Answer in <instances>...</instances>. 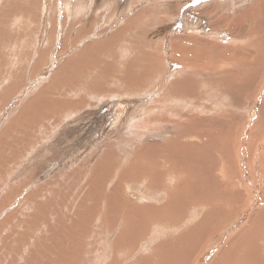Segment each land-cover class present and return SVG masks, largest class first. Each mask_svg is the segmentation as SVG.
<instances>
[{"label":"rangeland","instance_id":"374dc122","mask_svg":"<svg viewBox=\"0 0 264 264\" xmlns=\"http://www.w3.org/2000/svg\"><path fill=\"white\" fill-rule=\"evenodd\" d=\"M229 2L236 4L0 0V228L18 215L13 228H24V247L18 250L29 264H80L106 242L109 264L119 258L116 264H227L243 242L248 263L264 264L254 255L260 244L251 237L264 229V164L255 156L256 138L264 133V36L253 43L246 34L264 32V16L257 22L242 17L254 5L251 0H241L238 11ZM187 19L198 29L185 33ZM192 34L208 42L194 46L186 39ZM178 46L186 49L184 57L174 53ZM235 56L246 66L199 69ZM71 115V121L64 119ZM195 131L207 133L205 140L194 144L200 139ZM191 142L199 147L197 157ZM154 144L160 147L155 153ZM102 146L103 155L95 151L93 158L92 151ZM139 152L150 153L145 158L150 165L123 168L133 157L140 160ZM192 152L200 183L178 174L189 168ZM145 187L161 196L146 199ZM201 200L204 205H198ZM125 223L132 228L130 240L119 234ZM184 224L191 232H183L182 243L166 256L163 228ZM7 234L0 236V246H7ZM121 245L131 252L120 253Z\"/></svg>","mask_w":264,"mask_h":264},{"label":"bare ground","instance_id":"6f19581e","mask_svg":"<svg viewBox=\"0 0 264 264\" xmlns=\"http://www.w3.org/2000/svg\"><path fill=\"white\" fill-rule=\"evenodd\" d=\"M236 1V4L235 3H228V5H229V8L230 9H232V8H234L235 7V10L236 11H238V10H240V7H242V5H243V2H241V0H235ZM249 0H247V2H248ZM250 4L251 3H253L254 5L250 8V9H248V10H246V12L244 13V12H242V13H244V15L242 16V17H244V18H250V19H252L253 21H255V22H257L258 21V16H264V0H251V2H249ZM238 4H240L241 6H239V8H237L238 7ZM225 5V4H224ZM237 8V9H236ZM235 13H241V12H235ZM146 15V14H145ZM182 19V18H181ZM260 19L261 20H264V17H260ZM134 20V19H133ZM162 20V19H161ZM164 21H163V24H165L166 23V19L164 18L163 19ZM166 20V21H165ZM186 20V19H185ZM184 21V20H183ZM187 21H188V25H184V32L185 33H192V31L194 30V28L197 26V22L195 23V22H193V21H190V20H188L187 19ZM162 22V21H161ZM241 24H244V22L242 21L241 22ZM259 24V23H258ZM194 25H196V26H194ZM180 26V25H179ZM24 28V27H23ZM197 28V27H196ZM18 29V28H17ZM198 29V28H197ZM260 29H263L264 30V25L262 24L261 25V27H260ZM56 30V29H55ZM190 31V32H189ZM196 31V30H195ZM255 30L254 29H252L251 31L250 30H248L247 32H246V34L248 35V40L250 39L251 41H253V43H257L258 41H257V39L256 38H259V36L258 35H261V36H264V32H261V33H259V30L257 31L258 32V34H253V32H254ZM262 31V30H261ZM8 34V33H7ZM3 36V35H2ZM201 36H203V35H201V34H198V35H194V34H192L191 36H187V38L186 39H188V40H190V41H192L193 42V45L194 46H197V45H204L206 42H208V41H206V42H202L201 40H207V39H203V38H205L204 36L203 37H201ZM6 37V36H5ZM4 37V38H5ZM3 38V37H2ZM9 38V37H8ZM7 38V39H8ZM255 39V40H253V39ZM6 39V40H7ZM213 39V38H212ZM211 39V40H212ZM215 39V38H214ZM260 40H261V38H259ZM263 39V38H262ZM257 41V42H256ZM249 46V45H248ZM246 47V46H245ZM193 48L194 47H192V46H190V47H188L187 48V50H189L190 51V53H192V50H193ZM237 48L238 47H236L235 49H234V51H233V54H235L236 52L238 53V51H237ZM123 49V48H122ZM174 53H176L177 55L178 54H180V55H178V57H184V55H185V52H186V49L184 48V47H182V46H178V47H174ZM248 49V48H247ZM20 50V49H19ZM243 51V50H242ZM21 52V51H20ZM225 52V51H224ZM229 52V51H228ZM109 53V52H108ZM119 53V52H118ZM248 53V52H247ZM258 54V53H257ZM250 55V54H249ZM254 56V55H253ZM252 56V57H253ZM1 57V56H0ZM246 57H248V56H246ZM119 58V57H118ZM234 58H236V59H234L232 62H227V61H224L223 63H222V65H219V66H214V67H210V65H199V69H201L202 71H209V70H213V69H215V70H218V71H223V70H225V71H227L228 69H230V68H232V67H234V66H246V63H245V59L243 58V57H241V58H238V56H235ZM250 59V58H249ZM254 59H256L255 57H254ZM251 60V59H250ZM249 61V60H248ZM111 62H113V61H111ZM114 63V62H113ZM4 64H6V63H4ZM255 64V63H254ZM74 66V65H73ZM182 68H184L183 66H181ZM73 68H75V67H73ZM251 68V67H250ZM137 77V75L135 76V78ZM119 86V85H118ZM113 89H116V88H114L113 87ZM118 92H120V91H118ZM117 92V93H118ZM111 94L112 95H114V93L113 92H111ZM124 95H126V94H124ZM128 95V94H127ZM129 96V95H128ZM134 97H136V96H134ZM133 97V98H134ZM132 98V101L133 102H137L138 100H136V99H133ZM124 100V99H123ZM77 102V101H76ZM168 102H166V104H167ZM163 104V103H162ZM157 106V104H156V102H154V105H153V108L154 107H156ZM123 111H121L120 112V114L119 115H121V113H122ZM68 113V111H66L65 112V114L64 115H66ZM45 115V114H44ZM61 115H63V112L61 111ZM50 116V115H49ZM49 116H47L46 115V119H47V117H49ZM74 116V115H73ZM72 115L71 116H69V117H67V118H65L64 117V119H67V121H68V119H70L71 117H73ZM29 117V116H28ZM31 118V117H30ZM32 118H33V116H32ZM35 118V117H34ZM130 118V117H129ZM128 118V120H127V122H129V123H132V121H131V118L129 119ZM27 119V118H26ZM42 118H40V120H41ZM48 120V119H47ZM38 121L39 120H37V124H39L38 123ZM44 121V120H43ZM62 121L64 122V120L62 119ZM61 121V122H62ZM70 121H71V119H70ZM69 121V122H70ZM34 122V121H33ZM40 123H41V121H39ZM46 122V121H45ZM30 123H31V121H30ZM36 123V122H35ZM44 123V122H43ZM42 123V124H43ZM42 126V125H41ZM132 127H133V125H131ZM145 126H147V125H145ZM28 127V126H27ZM40 127V126H39ZM65 127H66V125H65ZM58 128V127H57ZM61 128V127H60ZM32 129V128H31ZM33 132V131H32ZM209 132V131H208ZM29 134V133H28ZM205 134H207V133H205L204 131H195L192 135L194 136H196L197 138L196 139H198V138H200L198 141H193L194 142V144H195V142H201L202 140H205V138H206V136H205ZM209 134V133H208ZM252 134H254V132H253V130H252ZM189 135H191V134H189ZM114 136L115 137H117V134H114ZM195 138V137H194ZM229 138V137H228ZM251 139H252V137H250ZM177 139V141L179 142V140H178V137L177 138H175V140ZM216 139H219V137H217ZM230 139V138H229ZM257 139V148L255 147V156L258 158V161H259V163H261V164H264V162H261L263 159H264V133L261 135V138H256ZM255 139V140H256ZM222 140V139H221ZM251 141V140H250ZM1 142V141H0ZM7 142V141H6ZM188 142H190V141H188ZM237 142V141H236ZM5 143V142H4ZM50 143V142H49ZM224 143V142H223ZM8 144V143H7ZM225 144H227V142L225 143ZM191 148L192 149H195L196 151H197V153L195 154V153H191V159H192V161H190V162H188V169L187 170H182V171H177L178 172V174H180L182 177H188V178H193L194 180H198V178L196 177V179H195V177L194 176H199V174H200V172H199V167L197 166L198 164H196V161L194 160V154H195V156L197 157L198 156V149H199V147H198V145H192V142H191ZM6 146V145H5ZM153 146H156L155 148H154V153L157 151V150H159L160 149V147L158 146V144H154ZM106 147V149H107V147L109 148V145H104V148ZM201 147H204V144L203 145H201ZM36 148H38V147H36ZM35 148V149H36ZM46 148V147H45ZM147 148H149V147H147ZM235 148H237L236 146H235ZM150 149V148H149ZM39 150V149H38ZM103 150V146L102 147H97L94 151H92L93 153H92V155H93V158L96 156V152H98V153H100L101 154V151ZM146 150V149H145ZM96 151V152H95ZM105 151V150H104ZM104 151H102V155H103V153H104ZM140 151V150H139ZM142 151V150H141ZM151 152V151H150ZM224 151L223 152H221V155L223 156L224 155ZM234 153V152H233ZM24 154V153H23ZM27 154V153H26ZM54 154V153H53ZM107 154V153H106ZM118 154V153H117ZM139 154H141L140 152H139ZM143 154V153H142ZM142 154H141V156H142ZM145 155L144 156H142L141 157V159L139 160L137 157H133V159H131V161L130 162H127V164L123 167V168H125V169H127L128 168V166H130V165H134L135 164V168H140L137 164H148V165H150V162L149 161H147L145 158H147V156L150 154V153H144ZM14 155V154H13ZM18 154H16V156H17ZM51 155V154H50ZM102 155L101 156H99V157H101L102 158ZM186 155V154H185ZM26 156V155H25ZM25 156H23V159H24V157ZM28 156V155H27ZM113 156H115V155H113ZM112 156V157H113ZM124 156H125V154H124ZM151 156V155H150ZM182 157H184V158H187V155L186 156H183V155H181ZM18 157V156H17ZM21 157V156H20ZM98 156L96 157V158H99ZM108 157H109V154H108ZM110 157H111V155H110ZM118 157V156H117ZM29 158V157H28ZM92 157H89V158H86L84 161H86L87 160V162H88V160L89 159H91ZM214 158V157H213ZM32 159V158H31ZM30 159V160H31ZM223 159H225V158H223ZM1 160V159H0ZM3 160H4V158H3ZM2 160V161H3ZM16 160V159H15ZM26 160V159H25ZM36 160V159H35ZM34 160V161H35ZM50 160H52V159H50ZM98 160V159H97ZM100 160V159H99ZM106 160V159H105ZM27 162H28V160H26ZM21 162H22V160H21ZM25 162V161H24ZM23 162V163H24ZM26 162V163H27ZM44 162V161H43ZM90 162V161H89ZM94 162V161H93ZM116 162V161H115ZM119 162V161H118ZM4 163V162H3ZM2 163V164H3ZM12 163V162H11ZM22 163V164H23ZM31 163H33V162H31ZM39 163H41V162H39ZM91 163V162H90ZM120 163V162H119ZM19 164V163H18ZM88 164V163H87ZM97 164V163H96ZM95 164V165H96ZM104 164V163H103ZM107 164V163H106ZM110 164V163H109ZM118 164V163H117ZM156 164H158V162L156 163ZM19 165H21V164H19ZM28 165L29 166H32V165H34V164H29V162H28ZM79 165H81V162H80V164ZM79 165H77V166H79ZM85 165V164H84ZM15 166V165H14ZM17 166V165H16ZM23 166H25V165H22V167ZM98 166V165H97ZM110 166V165H109ZM113 166V165H112ZM203 166V165H202ZM19 167V166H18ZM25 167H27V165L25 166ZM33 167V166H32ZM81 167V166H80ZM80 167H78V169H80ZM14 168V167H13ZM85 168H87V167H85ZM97 168H100V166H98ZM118 168V171H119V167H117ZM122 168V169H123ZM205 168V167H204ZM215 168H216V166H215ZM17 169V168H16ZM16 169H14V170H16ZM19 170L21 169V167H19L18 168ZM39 169V168H38ZM41 169V168H40ZM43 169V168H42ZM74 170H75V168H73ZM129 169H133V167H129ZM197 170V173H192V170ZM1 170V169H0ZM31 170H33L34 171V169H32L31 168ZM30 170V171H31ZM36 170V169H35ZM241 170V169H240ZM22 171H24L23 170V168H22ZM38 171V170H37ZM40 171V170H39ZM38 171V172H39ZM87 171V170H86ZM86 171H84V172H86ZM187 171V172H186ZM206 171V170H205ZM204 171V172H205ZM229 171V170H228ZM14 172V174H15V171H13ZM26 172H27V169H26ZM25 172V173H26ZM29 172V171H28ZM36 172V171H35ZM68 173H70V169L67 171ZM222 172V171H221ZM223 172H225V171H223ZM18 173V172H17ZM40 173V172H39ZM72 173V172H71ZM96 173V172H95ZM108 173V172H107ZM122 173V172H121ZM124 173V172H123ZM19 174H20V171H19ZM118 174H119V172H118ZM16 175V174H15ZM27 175V174H26ZM59 175V174H58ZM61 175V174H60ZM22 176V175H21ZM94 176V175H93ZM119 176H120V174H119ZM13 177V176H12ZM14 177H16V176H14ZM20 177V176H19ZM18 176H17V178H19ZM24 178H25V176H23ZM22 177V178H23ZM37 177V176H36ZM60 177V176H59ZM118 176H117V173H114L113 175H112V177L111 178H117ZM199 177H201V176H199ZM229 177V176H228ZM10 178V177H9ZM16 178V179H17ZM88 178V177H87ZM187 178V179H188ZM0 179H1V177H0ZM54 179V178H53ZM52 179V180H53ZM63 179H65V178H63ZM122 179V178H121ZM230 179V178H229ZM258 179H259V177H258ZM9 181H10V179H8ZM51 180V181H52ZM57 180V179H56ZM193 180V181H194ZM200 180V179H199ZM198 180V181H199ZM50 181V180H49ZM58 181V180H57ZM56 181V182H57ZM191 181V180H190ZM190 181H189V183H190ZM231 181V180H230ZM263 181V180H262ZM202 182V181H201ZM232 182V181H231ZM46 183V182H45ZM50 183H52V182H50ZM89 183V182H88ZM170 183H172V182H170ZM199 183H200V181H199ZM237 184V183H236ZM235 184V185H236ZM205 185V184H204ZM229 186L231 185V183L230 184H228ZM48 186V185H47ZM53 186V185H52ZM51 185H50V187H52ZM60 186H62V185H60ZM200 186V185H199ZM218 186V185H217ZM232 186V185H231ZM47 188V187H46ZM53 188V187H52ZM173 188V187H172ZM41 189V188H40ZM54 189V188H53ZM177 189V188H176ZM196 189H198V188H196ZM228 189V188H227ZM52 190V189H51ZM198 191V190H197ZM43 192V191H42ZM173 192V191H172ZM142 194L144 195V197L146 198V199H148V200H152V198H153V196L154 195H156V196H161V195H158L157 193H152L150 190H148V187L146 188H144V191L142 192ZM175 194V193H174ZM37 195H39L38 193H37ZM44 195V194H43ZM246 195V194H245ZM35 196V195H34ZM40 196V195H39ZM3 198V197H2ZM42 198V197H41ZM92 198V197H91ZM32 199V198H31ZM36 199H37V197H36ZM138 199H139V197H138ZM171 199V198H170ZM38 200V199H37ZM40 200V199H39ZM140 200H141V198H140ZM137 202H139V201H137ZM167 202V201H166ZM170 202V201H169ZM0 203H1V200H0ZM132 203H134V202H132ZM197 203H198V205H204V203H203V201L201 200V201H197ZM2 204V203H1ZM30 204V203H29ZM33 204V203H32ZM163 204H165L164 202H163ZM212 204V203H211ZM216 204V202L215 203H213L212 205H215ZM222 204V200L221 201H219V202H217V205H221ZM43 205V204H42ZM122 205V204H121ZM166 205V204H165ZM209 205V204H208ZM1 206V205H0ZM118 206V205H117ZM132 206L133 207H138V205H137V203L136 204H132ZM139 206H140V204H139ZM159 206V205H158ZM210 206V205H209ZM3 207H4V205H3ZM43 207V206H42ZM119 207V206H118ZM166 207V206H165ZM165 207H163L164 209H165ZM193 207V206H192ZM226 207V206H225ZM118 209V208H117ZM121 208H119V210H120ZM222 209V208H221ZM118 210V211H119ZM135 210V209H134ZM138 210H139V207H138ZM217 210H220V209H217ZM5 211V210H4ZM41 211V210H40ZM122 211V210H121ZM129 211V210H128ZM212 211H214V210H211V211H207L208 212V215L207 216H211L212 215ZM115 212H117V211H115ZM120 212V211H119ZM125 212H126V209H125ZM130 212V211H129ZM19 213V212H18ZM135 213V212H134ZM143 213V212H142ZM228 213V212H227ZM2 214V213H1ZM101 214V213H100ZM136 214V213H135ZM139 214V213H138ZM157 214V213H156ZM130 215V214H129ZM134 215V214H133ZM137 215V214H136ZM141 215V214H140ZM158 215H159V213H158ZM203 215V218L205 217V213H203L202 214ZM34 216V215H33ZM138 216V215H137ZM136 216V217H137ZM206 216V217H207ZM126 217V216H125ZM138 217H140V216H138ZM212 217V216H211ZM229 217V216H228ZM32 218V217H31ZM144 218V217H143ZM97 219V218H96ZM126 219H128V218H126ZM131 219V218H130ZM138 220H139V218H137ZM167 219H168V217H167ZM166 219V220H167ZM172 219V218H171ZM18 220V215L17 214H15V216H14V218H11L10 220H9V222H5L4 223V225L2 226V228H0V236L3 234V232H5V231H8V234H7V236H6V238H8L7 239V246H0V264H29L28 262H27V260H26V258L24 259V257L22 256V254L23 253H21V251L20 250H18V247H21V249L24 247V243H22V239H21V237H22V233H23V235L25 234L24 232H22L21 233V230L23 231V229L21 228V230L20 231H16L14 228H13V226H14V224L16 223V221ZM169 220V219H168ZM167 220V221H168ZM184 220V219H183ZM182 220V221H183ZM34 221V220H33ZM131 221V220H130ZM177 221V220H176ZM225 221V220H224ZM31 222V221H30ZM129 222V221H128ZM104 223V222H103ZM131 223H132V221H131ZM130 223V224H131ZM180 223V222H179ZM182 223V222H181ZM24 224H26V225H28L29 224V220L26 222V223H24ZM126 224V223H125ZM161 224H163V225H168V223L167 222H159V225H161ZM214 224H216V223H214ZM32 231H33V228L37 225V221H35V222H32ZM132 225H134V224H132ZM171 225V224H170ZM174 225V224H173ZM126 226V231H123V232H120L119 234L121 235V236H126V238L128 239V240H130L133 236H132V228H131V225H129V224H126L125 225ZM24 227V226H23ZM30 227V226H29ZM82 227H84V226H82ZM77 228V227H76ZM75 228V229H76ZM173 228V229H172ZM172 228H168V227H164L163 229H164V231H168L167 232V234L163 237V239H164V241L165 242H167V246L166 247H164L163 248V250H165L166 251V256H168L169 257V255H170V252H171V249H172V246H173V244H180V243H182V241H180V242H178L180 239H182V238H184L185 236L183 235V232H187V234H189L190 232H191V230H192V227H190V226H185V224L184 225H181V227H172ZM88 229V228H87ZM86 229V230H87ZM121 229V228H120ZM13 230V231H12ZM119 230V229H118ZM123 230V229H122ZM209 230V229H208ZM261 230V229H260ZM260 230L256 233V232H252L253 233V235L251 236V237H256V244H260V246H258L257 248H256V250L254 251V255H256L257 257H259L260 259L259 260H261V261H264V229L262 230V232L260 233ZM15 232V233H14ZM34 232V231H33ZM88 232V231H87ZM86 232V233H87ZM208 232V231H207ZM32 233V232H31ZM90 233V232H89ZM116 233V232H115ZM108 234V233H107ZM107 234H106V236H107ZM149 234V233H148ZM192 234V233H191ZM10 235V236H9ZM29 235V234H28ZM103 235V234H102ZM146 235V234H145ZM173 235H178L177 237L176 236H173ZM12 236H14L13 238H11ZM108 236H110V235H108ZM143 236V235H142ZM193 236V235H192ZM212 236V235H211ZM227 236H228V234H227ZM24 237V236H23ZM22 237V238H23ZM87 237V236H86ZM165 237L167 238L166 240H165ZM197 237V235L195 234V238ZM12 239V240H9V239ZM30 239H31V237H29ZM89 238V237H88ZM91 238V237H90ZM118 238H120V237H118ZM123 238V237H122ZM212 238V237H211ZM260 238V239H259ZM30 239H24V241H28V243L26 244V245H28L31 241H30ZM111 239V238H110ZM144 239V238H143ZM32 240V239H31ZM185 240H186V238H185ZM98 241V240H97ZM101 241V240H100ZM103 241V240H102ZM108 241H110V240H108ZM143 241V240H142ZM146 241H148V240H146ZM70 242V241H69ZM144 242V241H143ZM148 242H151V241H148ZM114 243V242H113ZM212 243V242H211ZM87 244H89V243H87ZM101 245H103L102 243H100ZM108 244H110V242H106V244L104 245V246H101V248H94L93 249V251H88V253L90 254V259H86V258H83L82 259V262H80V264H109V262H111V260L113 259V257L111 258V259H109V260H107L106 261V254H107V248H106V245H108ZM146 244V243H145ZM203 244V243H202ZM98 245V244H97ZM200 245V244H199ZM236 245V244H235ZM156 246V245H155ZM246 246H248V244H247V242L244 244V242H243V244H242V246H238V247H236L237 249H238V251L236 252V253H234L233 255H232V252H231V259H228V262H227V264H254V263H256V262H258V261H254V263H248V259H250V255H248L247 253H246V251H244V249L243 248H245ZM27 247V246H26ZM250 247H252V244H250ZM121 251H120V253H122V252H126V251H129V252H131L130 251V247L128 248L126 245H121ZM133 247H131V249H132ZM254 248V247H253ZM205 248H203L202 249V252L203 251H205L204 250ZM3 250H5V251H7V253H4V251ZM132 252H135V251H132ZM149 252V251H148ZM88 253H86V254H88ZM85 254V255H86ZM24 255V254H23ZM26 255V257H27V259H33V257H32V255H29V254H25ZM18 256H20V259H18ZM64 256H65V254H62L61 255V257H60V259H64ZM16 258L18 259V261L16 260ZM159 258V257H158ZM116 263H121V260H120V258L117 260V261H115L113 264H116ZM168 264H174V263H172V260H170L169 262H168Z\"/></svg>","mask_w":264,"mask_h":264}]
</instances>
